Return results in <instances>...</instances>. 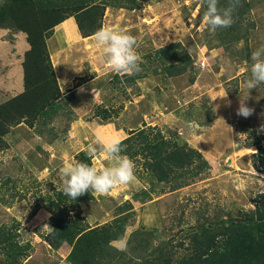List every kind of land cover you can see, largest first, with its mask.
<instances>
[{
  "label": "rangeland",
  "instance_id": "374dc122",
  "mask_svg": "<svg viewBox=\"0 0 264 264\" xmlns=\"http://www.w3.org/2000/svg\"><path fill=\"white\" fill-rule=\"evenodd\" d=\"M249 1L253 3L249 17L255 19L257 27L249 28L248 34L241 29L245 38L223 47L219 46L223 41L216 33L200 27L202 0H152L141 3L142 7L134 11L108 8L103 27L123 30L137 40L142 70L135 74L144 75L135 82L128 78L132 75H119L109 68L102 49L94 40L86 44L75 41L65 52H61L65 44L58 38L55 42L50 41L55 40V35L48 40L55 68H106L97 79L102 87L97 102L110 105L108 108L113 115L110 121L125 133L117 134L109 121L103 123L93 118L97 104L73 107L76 120L70 124L67 137L52 144L24 123L11 129L5 137L8 148L0 152V229L12 228L19 245L31 246L27 252L30 260L25 264L59 261L67 264L66 258L62 259L65 256L63 249L53 251L40 238L41 234L51 230V213L41 209L34 215V210L39 196L62 192L58 169L68 163L80 162L77 154L86 153L87 146L98 135L117 136L124 141L129 137L130 129L144 126L150 136L160 130L169 142L186 144L190 150L201 153L209 165L200 173L195 170L198 162L194 163L181 174L178 182L186 180L190 185L173 190L177 181L151 184L138 161L122 153L134 162V181L116 186L108 195H94L97 199L90 202V209L87 204L80 207L83 217L95 226L117 217L118 206L126 202L133 205L134 215L123 239L126 248H120V241L112 242L120 255L110 264H143L147 259L156 258L161 251L172 252V262L176 264L189 252V235L199 224L207 225L229 215L255 210L254 201L264 191V174L254 164L253 155L257 149H247L246 145L254 130L264 132V85L249 91L246 81L251 75L252 52L264 47V42L256 43L257 35L264 40V0ZM13 33L0 29V40L7 39L11 43L6 47L0 43V55L12 52V44L16 42ZM62 36L63 32L59 37L61 41ZM17 39L21 45L27 42L25 34ZM173 42H181L189 52L192 70L180 77L166 79L160 71L154 72L161 64L149 65L147 56ZM12 53L14 55L7 54L6 62L0 60V73L2 68H20L22 53L19 46ZM115 74L119 81L114 79ZM79 75L82 74L79 72ZM193 77L195 82L191 83ZM78 84L75 81L74 88ZM93 87L95 83L92 82L89 88ZM116 92L118 95L114 100L111 96ZM8 99L1 95L0 103ZM241 100L254 109L249 118L236 115ZM67 125L69 120L65 116L55 122L57 129L64 130ZM94 166L109 167L112 162L98 152ZM144 190L151 194L152 200L142 203L133 198L134 193ZM92 214L97 217L94 222ZM61 260L65 262L61 263ZM0 264H6L2 255Z\"/></svg>",
  "mask_w": 264,
  "mask_h": 264
},
{
  "label": "trees",
  "instance_id": "16d2710c",
  "mask_svg": "<svg viewBox=\"0 0 264 264\" xmlns=\"http://www.w3.org/2000/svg\"><path fill=\"white\" fill-rule=\"evenodd\" d=\"M150 1L152 0H0V29L25 33L30 45L22 63L24 91L0 103V152L8 148L5 137L11 129L23 123L34 128L38 136L52 144L56 140H64L70 124L76 120L73 117L76 95L69 92L65 96L61 91L48 49L47 42L54 35L55 28L73 17L82 38L93 37L95 31L104 25L108 8L134 11L142 7L141 3ZM228 2L229 0H219L218 7H227ZM202 4L201 16L206 11L203 0ZM241 5L233 14L235 23L215 32L216 37L223 41L220 47L241 42L245 38L241 29L248 34L249 28L257 27L255 19L251 20L249 17L253 3L241 0ZM147 59L149 65L155 62L161 64L154 72L160 71L166 79L180 77L192 70L189 67H192L193 60L181 42L160 47L151 52ZM143 75L132 74L128 78L135 82ZM114 79L120 80L117 75ZM190 81L194 83L195 77ZM62 116L69 120V126L64 130L55 126V122ZM94 116L99 117L103 123H110L113 119L112 110L102 106L97 107ZM143 128L144 126L141 129H130L129 137L122 141V147L123 153L138 161L143 173L149 176L151 184L162 185L177 181L172 189L178 190L190 185L186 180L178 183L187 168L198 162L195 170L202 173L209 166L201 153L190 150L186 144L169 142L160 130L150 136ZM249 139L246 148L257 149L253 155L254 164L264 174V132L254 130ZM140 155L142 159L139 158ZM76 158L92 165V160L84 152L77 154ZM133 198L142 203L152 200L147 190L134 193ZM96 199L91 192L77 200L70 199L62 192L39 196L37 199L39 203L34 215L41 209L51 213V230L41 234L40 238L53 251L69 245L71 250L66 257L67 264H110L112 261L116 262L120 255L112 242L125 238L134 215V207L126 202L116 208L117 217L112 221L92 226L83 217L80 207L81 203L90 206ZM254 204L255 210L241 212L237 216L229 215L195 227V232L189 235V252L176 264H264V191L258 195ZM16 237L12 228L0 229V255L4 256L6 264H22L30 256L27 252L31 246L19 245ZM172 260V252L161 251L156 258L147 259L143 264H175Z\"/></svg>",
  "mask_w": 264,
  "mask_h": 264
},
{
  "label": "clouds",
  "instance_id": "9594fccd",
  "mask_svg": "<svg viewBox=\"0 0 264 264\" xmlns=\"http://www.w3.org/2000/svg\"><path fill=\"white\" fill-rule=\"evenodd\" d=\"M203 2L206 4V11L200 19V27L213 34L218 29L231 27L235 23L233 14L238 7L242 6L241 0H229L227 7L224 8L218 7L219 0H203ZM93 39L96 46L102 49L105 62L114 73L132 75L142 70L141 57L136 50L137 40L133 35L123 30L117 31L102 26L95 31ZM251 60L253 62L250 69L251 75L246 81L249 91L264 85V47L253 51ZM230 105L231 102L228 101V106ZM253 113L254 109L248 107L245 100H241L236 115L249 118ZM123 151L119 137L98 135L86 149V155L93 161V166L76 162L65 164L58 169L60 190L70 199L77 200L78 197L90 191L93 195H108L116 186L133 182L134 162L127 155H123ZM98 152L105 155L112 162V166L100 168L94 166ZM82 204L86 205L81 203V206ZM120 248H126L123 240L120 241Z\"/></svg>",
  "mask_w": 264,
  "mask_h": 264
},
{
  "label": "crops",
  "instance_id": "0c3cea01",
  "mask_svg": "<svg viewBox=\"0 0 264 264\" xmlns=\"http://www.w3.org/2000/svg\"><path fill=\"white\" fill-rule=\"evenodd\" d=\"M62 32H63V36H62L63 41L60 40V38H61L60 35ZM79 33L80 32H79V29L77 27V23L75 21V18L72 17V18H69L68 20H66L65 22L61 23L59 26H57L55 28V32H54V35L56 36V37L54 36L55 40H50V41L55 42L56 39L58 38L62 44L64 43L65 47H63L61 49V52H63L64 50L65 51L69 50L74 45L75 41H81L84 44H86V43L94 40L93 37L82 38L81 34H79ZM23 35H24V33H13V36L15 37L16 42H15V45L12 44V52H13V49L18 48V46H19V49H21L22 54H21L20 59H19L21 61L20 62L21 65L23 63L25 53L30 49V45L28 42H24L21 45L20 40L17 39V38L22 37ZM25 37H26V41H27L26 34H25ZM6 40H3V41L0 40V43L3 44L5 47H6V45H11L9 40L8 41H6ZM50 41H48V42L50 43ZM262 42H264V40H262L261 38H258V35H257L256 43L262 44ZM54 45L56 46V44H54ZM57 51H58V49H57ZM12 52H8V53H10L11 55H14ZM49 52H50V50H49ZM7 54H6V56H4L3 54L0 55V60L2 63L6 62L5 58H7ZM21 65H20V68H2V71L0 73V97H1V95H3V96H8L9 98H13V97L21 94L24 91V69H23V66L21 67ZM105 69L106 68H98L97 66H93L92 68H55V66H54V70H55L58 82L60 84L61 91L66 95L69 92H72L76 95V98L74 101L75 105L73 107H75L78 104H80L81 106H84V107L97 104L96 108L98 106L101 107L104 105V104H100L99 102H97V101H99V100H97V98L102 93V90H101L102 87H101V85L97 79H99L101 77V70H105ZM79 72L82 75H79ZM76 73H78L77 74L78 76L76 75ZM78 77H80V80L77 79ZM89 80H91V81H89ZM75 81L77 83H79L76 88H74L75 87V85H74ZM92 82L95 83V88L93 87L92 89H90L89 88L90 83H92ZM117 95H118V92L113 94L111 97H114V100H115L117 98ZM104 102L106 103V101H104ZM104 106H105V108H108L110 105H104ZM93 118H96L98 120L100 119L99 117L97 118L94 115H93ZM97 122H99V121H97ZM109 124L111 125L112 128L115 129L117 134L118 133H120V134L125 133V131L123 129H117L114 122H111ZM83 205L84 204H82V206ZM86 207L89 208L90 206H86ZM92 215H93V221L92 222H94L95 220H97V217L95 214H92ZM67 246L68 245H64L62 247V249L65 251V256H67L69 254V251L71 249L70 246L68 248H67ZM65 256H62V259H65L66 258ZM28 260H30V258L25 260V262L22 264H25L26 262H28ZM65 260H61V263H64ZM55 264H60V261H59V263H55Z\"/></svg>",
  "mask_w": 264,
  "mask_h": 264
}]
</instances>
